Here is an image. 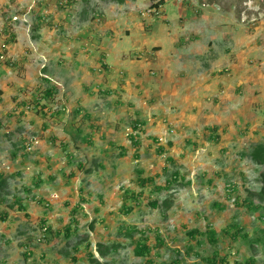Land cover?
Returning a JSON list of instances; mask_svg holds the SVG:
<instances>
[{
    "label": "rangeland",
    "instance_id": "374dc122",
    "mask_svg": "<svg viewBox=\"0 0 264 264\" xmlns=\"http://www.w3.org/2000/svg\"><path fill=\"white\" fill-rule=\"evenodd\" d=\"M18 1L13 2L11 19L29 25V35L43 38L45 33L39 34L43 28L32 30L33 17L23 21L15 15V4L26 5ZM117 2L84 4L90 14L83 24L100 34L99 51L88 45L93 53L88 69L100 89L108 86L111 93L94 89L90 98H81L88 85L85 80L74 83L78 74L70 79L55 72L54 66L43 73V66L49 65L41 52L12 72L15 83L25 72L24 79L33 85H25L20 93L31 98L10 96L7 103L28 100L26 112L0 115V174L5 178L0 188V264H95L92 257L100 264H148V257L166 262L178 257L186 263L264 264V244L252 243L262 235L259 217L264 201L262 208H248L245 200L249 197L258 204L255 193L264 166L244 154L251 145L264 143V0ZM211 13L216 14L215 25L207 21ZM71 23L64 38H59L62 29L44 28L52 35L41 42L49 49L58 42L61 50L83 47L81 39L72 40L81 23ZM162 27L169 30L161 31ZM179 38L181 49L175 46ZM230 47L237 52L243 48L242 61L249 58L246 61L258 73L235 76L231 69L215 71L227 64L219 55ZM62 66L67 67L66 62ZM120 70L125 82L110 84L120 77ZM182 70L187 79L185 73L175 86L182 88L183 98L158 88L168 84L166 73ZM51 84L57 90L49 96L45 90ZM213 84H219L217 90H209ZM34 96L43 100L35 103ZM191 106L198 113L196 120L184 127L173 122L175 112ZM137 118L138 129L133 127ZM211 125L217 126V140H208L205 127ZM84 132L93 144L82 141ZM30 140L29 150L25 147ZM107 141H113L110 148ZM67 153L73 158L69 160ZM98 158L104 160L105 170L100 175L87 172L96 168ZM75 162L85 169L78 170ZM139 177L148 181L140 183ZM169 177L173 178L169 189H157ZM82 194L87 195L88 206L80 207ZM135 194L139 202L133 200ZM165 198L168 209L149 204ZM124 205H132V210L125 213ZM43 223L50 228L45 233L40 228ZM232 224L242 229L237 237ZM68 225L71 231L66 234ZM132 228L133 237H126L125 231ZM209 228L216 231L215 243L203 234H189ZM156 233L163 240L160 246ZM141 237L154 248L148 256L137 257L133 248ZM98 242L117 244V249L102 257L96 251Z\"/></svg>",
    "mask_w": 264,
    "mask_h": 264
},
{
    "label": "crops",
    "instance_id": "0c3cea01",
    "mask_svg": "<svg viewBox=\"0 0 264 264\" xmlns=\"http://www.w3.org/2000/svg\"><path fill=\"white\" fill-rule=\"evenodd\" d=\"M19 1H22L24 4L26 3V5L21 7L20 5L15 4L16 5L15 15L18 14L19 17L23 19V21H26L27 17L28 18L33 17L34 20L32 22V27H35L36 29L43 28L42 32H39V34L40 35L41 34L43 35V33L45 34L43 38L41 36H38V34L37 36L29 35L28 33V31L30 30L29 25H27L26 23L23 24L22 22L15 21L17 19H11L12 18L11 15L13 13V2H16V0H0V115L8 116V115L17 114L18 116L26 112L24 107L27 106L28 100L27 102L24 101L22 103L20 102H17L15 104H7V103H9L10 96L15 98L16 100H20L22 98L24 99L31 98L30 96H28L26 92L23 97L21 96L20 93L24 92L23 87L25 85H33V83L30 82L28 84L27 83L28 80L24 79V76L27 74L25 72L21 73L20 80H17L15 83L14 80H12V78H16V74L12 72L21 69L20 67H25L26 65L30 64L29 63L30 60H32V57L37 56L36 55L37 52L42 53L41 56L43 57L44 63L47 62V65H49L47 67L43 66V73L48 72L49 67L52 68L54 66L55 68H52V69L55 72L59 71L61 75L62 74L67 75V77L70 79H72L74 76L78 74L76 76V79H73L74 83L76 81L80 82V81L85 80L86 84L88 85H87V88L84 87V90H83L84 95L81 98L85 97V95L88 98H90V94L92 93L94 89H96V91H98L100 94L104 92L106 93L112 92L111 91L112 89L108 86L103 89H100V85H99L100 83L98 84V82H94L95 76L92 73V70L88 69V66L91 62V59H90L91 54H93L92 50L88 52V48H89L88 45L92 46L95 49L93 52H97L99 50L97 49L96 45L98 42H100L99 41L100 34L97 31H94L93 29H91L89 26H87V24H83L85 23L84 21L86 20L88 14H90L88 13V10L86 9L87 7L84 6V4L89 2V0H19ZM117 1H118L117 3L119 4L124 3V0H117ZM59 2H62V4H59ZM209 15H210L209 16L210 18L209 19L207 18V21L215 25L216 21H214V19L216 17V14L211 13ZM183 17L184 16L180 15L179 19L183 20ZM72 21H75V23H78V22L81 23L80 24L81 27L78 28V32L73 37L72 40L76 41L77 39H81L84 42L83 47L81 48L80 47H66L63 50H61L60 48L62 44L58 42L59 44L57 43V44L51 45L50 47L51 50H50L47 46V43L41 42L43 40H46L49 37V35H52V33H50L44 28H54L55 26L59 28L60 30L62 29L61 37L59 38H64L65 33H66L65 32L66 27H69L70 26L69 24ZM12 25H14L15 27L14 30H11ZM164 28H167V27H162L160 30L162 31ZM147 29H150V28H147ZM167 29L169 30V28ZM226 34L228 35L229 32H226ZM89 36L91 39H89ZM229 37H231V34L229 35ZM234 41L236 42V38H234ZM181 42H182V38H179V43L175 45L176 48L181 49L183 47V45H181ZM86 43H87V47H86ZM56 52H58V55L56 54ZM134 52L137 54L135 50ZM236 52L237 50L234 47L233 49H231L230 47L222 53L223 55L220 54L219 57L222 58V60L228 61L227 64L225 65V67H228V68L223 67L222 69L215 70V71H222L223 69H231V71L235 74V76L237 74L241 76H245V73H248L249 75L253 73H258V69L256 68V66L247 62L250 60L249 58H246L247 61L246 60L242 61L245 56V51L243 48H239V52L237 53ZM53 53H55L56 55ZM99 59L101 60L100 62L102 63V65H104L102 62L103 57H100ZM65 62L67 64V67L62 66L64 65ZM55 63L58 66H56ZM190 69L192 70V72H194V69L192 67H190ZM204 71H209V70L204 69ZM204 71L200 73V76L205 75ZM185 73H186V70L185 72L182 70V72L178 71V73L176 72L166 73L168 77L166 78L165 82H168V84H165L162 86L159 84L158 88H161V91H163L164 93H167L171 97L178 96L179 98H183L182 95H180L182 88L181 89L177 88L175 84L179 83L178 79L179 78L182 79ZM119 74H120V77H118L117 80L111 81L110 84H115L117 82H120V83L125 82L124 78L122 77L123 70H120ZM215 75L217 74L215 73ZM261 75H264V74H261ZM185 79H187V73H186ZM204 79H207V78H204ZM45 81L47 82V80ZM208 81L209 79L206 80V83ZM215 82L216 81H214V83ZM53 85L54 84H51L52 88L55 86ZM137 85L138 84H136V87ZM218 85H214V88L210 87L209 90H213V89L217 90L216 87ZM54 89L55 88H53V90ZM33 99H37L35 103H38V100L39 101L43 100L41 96H37V98L36 96H34ZM39 103H42V102H39ZM37 107L41 108L40 105H38ZM78 108L79 107L77 106V109ZM79 111L81 110H78V112ZM136 114L138 115L139 113L137 112ZM197 116H198V113H196L195 109L192 106L186 109L182 108L179 110V112H175L173 114V120H174L173 122L177 123L179 126L184 127L186 123H188L189 121L196 120ZM140 121H141L140 118H137L135 123L140 122ZM211 126H215V125H211ZM211 126H206L205 129ZM215 127H216V130L213 132L214 136L216 132L218 131L217 126ZM81 139L82 141H85V142L88 141L86 142L88 144H93V142H89L91 140H89L90 137L88 133L84 132V135L83 137H81ZM72 140H74V138ZM208 140L210 141L215 140L214 137H211V133L208 136ZM107 142L108 144L106 147L110 148L111 146L110 142H113V141H107ZM72 143L75 144V142H72ZM77 146H80V145H77ZM67 154L65 155L67 156ZM68 158L70 160L73 158V156L68 154ZM71 162H73V160ZM94 163L96 165V168L95 167L89 168L87 169V172H93V173H96L97 175L98 174L100 175L102 171L105 170L106 164L102 158H98L96 159V161L94 160ZM75 166L77 167L78 170L85 169L84 165L77 163V162H75ZM98 167H100L101 169L99 170ZM74 173L70 172V175L73 176ZM81 190L82 189L80 188V191ZM81 197L82 198L80 200V207H83L86 205L88 206L89 199L87 195L85 196L84 194H82ZM83 210L85 209L83 208Z\"/></svg>",
    "mask_w": 264,
    "mask_h": 264
},
{
    "label": "trees",
    "instance_id": "16d2710c",
    "mask_svg": "<svg viewBox=\"0 0 264 264\" xmlns=\"http://www.w3.org/2000/svg\"><path fill=\"white\" fill-rule=\"evenodd\" d=\"M61 4H62V2H61ZM34 29H36V28L33 27L32 30H34ZM45 93L47 95H49V96H52L53 93H54V90H53L52 87H49V88H47L45 90ZM138 123H140V122H138ZM133 127L135 128L136 126H133ZM206 130H208L211 133V137H214L215 140L218 139L217 134H215V136L213 135L214 134L213 132L216 130L215 126L207 127ZM129 137L131 138V140L134 139V137L132 135H130ZM160 149H162V147L159 148V151H160ZM120 154H123V152H121ZM244 154L248 155L249 159L252 160L253 162L264 166V143L259 142V143L251 145L249 150L247 152H244ZM171 175H172L173 178L176 177V173L175 172L172 173ZM173 178L169 177V179H166V181H165L166 184L164 186H162V187H157V189H165V188L169 189V185L171 183V180H173ZM4 181H5V178L2 177V175L0 174V188L2 187ZM138 181H140V183H144V182L148 181V178H143V177L140 178L139 177ZM174 181H176V180H174ZM259 182H260L259 190H257L256 193H255V195H257V197L259 198V202H258V204H253L251 198H249V197L245 198L248 208H250V206L252 207L253 205H255L257 208L258 207L262 208V204L261 203L264 201V170L261 171L260 174H259ZM131 195H133V194H131ZM138 195H141V193H138ZM138 198L139 197L136 195L133 200H135L136 202H139ZM149 204L153 208L160 207V208H163L164 210L168 209L170 207V202H169L168 198H165V199H163L161 201H159L158 199L150 200ZM215 205L218 206V207L221 206L219 204H215ZM21 206L22 205L19 203L20 209H22ZM131 210H132V205H129V206H125L124 205V212L125 213H128ZM259 218H260L261 222L263 223V227L261 229L262 235L261 236H256V238H254L252 240V243H255L256 241H260V242H262L264 244V212H262L260 214ZM232 227H234V229H235L234 230V237H237L238 234L242 231V229L237 224H232ZM49 229L50 228L47 227L48 231H49ZM65 230H66V234L70 233V231H71L70 226L69 225L66 226ZM132 231H133V228L132 229H127L125 231L124 235L126 237L132 238L133 237ZM197 233H199L201 235L202 234L205 235L207 237V239L210 242H212V243L217 242V234H216V231L213 228H209L208 230H205V231H202V232H199L198 229H194V230H191L189 234H190V236L194 237V236H196ZM157 239H158V243L156 244V246L162 245L163 244V240L160 239V236L158 234H157ZM153 248H154V246H151V245H149L147 243V238L146 237H141V238L136 239L135 245H134V248H133V253L137 257H144V256H148ZM110 249L116 250L117 249V244L113 243L110 246H106V245L101 244V242H98L97 245H96V251L102 257H105L108 254V252L110 251ZM175 252L178 253L176 255H179V251L178 250H175ZM89 253H90V257H91L92 253L91 252H89ZM76 259L77 258L75 256L72 257L73 262L76 261ZM91 261L95 262V264H100V262L98 260H95V258H93V257L91 258ZM181 261H183V260L178 258V257L172 259L169 262H166V261H153L149 257L146 260V262L148 264H201L200 261H194V262H191V263H186V262H181Z\"/></svg>",
    "mask_w": 264,
    "mask_h": 264
},
{
    "label": "clouds",
    "instance_id": "9594fccd",
    "mask_svg": "<svg viewBox=\"0 0 264 264\" xmlns=\"http://www.w3.org/2000/svg\"><path fill=\"white\" fill-rule=\"evenodd\" d=\"M135 126H136L135 128L138 129L137 127H140V126H141V123H138V122H137V123L135 124ZM30 146H31V148H33L32 140H30L29 142H26V147H25V148L28 149V147H30ZM29 150H30V149H29ZM247 151H248V150H247ZM247 151H246V152H247ZM251 161H252V160H251ZM44 226H46V229L43 231L42 228H43ZM47 227H48V225L45 224V223H43V224L40 225V228H41V230H42L43 233H45V232L47 231ZM43 236H44V234H43Z\"/></svg>",
    "mask_w": 264,
    "mask_h": 264
},
{
    "label": "built area",
    "instance_id": "2783aa9c",
    "mask_svg": "<svg viewBox=\"0 0 264 264\" xmlns=\"http://www.w3.org/2000/svg\"><path fill=\"white\" fill-rule=\"evenodd\" d=\"M59 4H61V2H59ZM29 148H31V146L30 147H28V149ZM46 229V226H44L43 228H42V230L44 231Z\"/></svg>",
    "mask_w": 264,
    "mask_h": 264
}]
</instances>
